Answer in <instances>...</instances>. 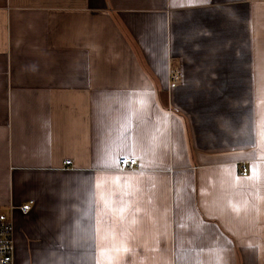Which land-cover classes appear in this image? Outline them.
<instances>
[{
  "label": "crops",
  "instance_id": "crops-1",
  "mask_svg": "<svg viewBox=\"0 0 264 264\" xmlns=\"http://www.w3.org/2000/svg\"><path fill=\"white\" fill-rule=\"evenodd\" d=\"M11 206L14 264H264V0H0Z\"/></svg>",
  "mask_w": 264,
  "mask_h": 264
},
{
  "label": "built area",
  "instance_id": "built-area-1",
  "mask_svg": "<svg viewBox=\"0 0 264 264\" xmlns=\"http://www.w3.org/2000/svg\"><path fill=\"white\" fill-rule=\"evenodd\" d=\"M173 80H178L179 75H173ZM66 166L71 165V161L65 163ZM137 168V160L135 158H120L119 170L122 172H132ZM242 174H247V169L242 170ZM21 212L27 214L31 211V204H25L18 208ZM15 207L11 206L10 210L0 208V264H14L15 258V241H14V224L12 212Z\"/></svg>",
  "mask_w": 264,
  "mask_h": 264
}]
</instances>
